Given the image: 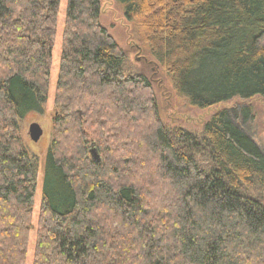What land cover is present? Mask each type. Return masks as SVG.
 Masks as SVG:
<instances>
[{
    "label": "trees",
    "instance_id": "1",
    "mask_svg": "<svg viewBox=\"0 0 264 264\" xmlns=\"http://www.w3.org/2000/svg\"><path fill=\"white\" fill-rule=\"evenodd\" d=\"M119 1L191 105L264 98V0ZM60 4L0 0V264L28 256L40 163L21 119L47 103ZM101 13L68 0L32 264H264V149L236 121L252 107L168 126Z\"/></svg>",
    "mask_w": 264,
    "mask_h": 264
},
{
    "label": "rangeland",
    "instance_id": "2",
    "mask_svg": "<svg viewBox=\"0 0 264 264\" xmlns=\"http://www.w3.org/2000/svg\"><path fill=\"white\" fill-rule=\"evenodd\" d=\"M67 4L68 0H61L47 103L41 111H30L21 119V128L25 145L32 155L38 157L40 163L33 229L30 232L29 251L25 264L33 263L42 200L43 165L51 145L53 117L57 111L55 93L62 55V38ZM101 4V21L109 29V32L116 39L121 48L126 51L131 69L136 72H142L152 82L151 93L157 102L159 114L164 123L168 126L180 125L199 132L202 130L204 123L218 109L223 107L235 109L243 105L251 106L252 116L246 121H243V117L237 116L236 121L243 126L253 139L264 149V98L262 96L256 95L248 99L234 97L228 101L206 108L191 105L185 97L177 92L167 72L163 70L157 60L147 52L136 31L135 25L126 17L122 2L119 0H101ZM150 120L151 117L147 119L140 117L141 129L145 128ZM34 121L39 122L44 128V133L37 142L33 141L28 134L29 125ZM126 125L128 124L124 125L122 122L119 128H122L123 131V126H125L126 131L127 127L130 126L128 125L126 127ZM141 129L135 127V130L133 129L134 131L131 133L129 131V133L130 135L135 134V136H138L141 133ZM120 133L121 130H118L117 133H111V136L112 138H117ZM89 138L91 155L93 158L100 160L102 154L97 150L98 138L92 132ZM119 144L121 145V149L125 148L124 145L126 143H124V141L120 140L115 142L116 146H119ZM127 146L128 145H126V147Z\"/></svg>",
    "mask_w": 264,
    "mask_h": 264
},
{
    "label": "water",
    "instance_id": "3",
    "mask_svg": "<svg viewBox=\"0 0 264 264\" xmlns=\"http://www.w3.org/2000/svg\"><path fill=\"white\" fill-rule=\"evenodd\" d=\"M43 133L44 128L39 122L34 121L29 125L28 134L33 141H39Z\"/></svg>",
    "mask_w": 264,
    "mask_h": 264
}]
</instances>
